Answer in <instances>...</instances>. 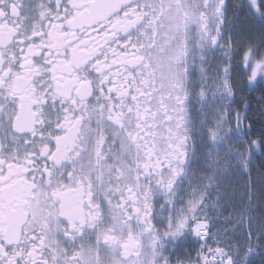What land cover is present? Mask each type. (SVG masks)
Returning a JSON list of instances; mask_svg holds the SVG:
<instances>
[{
  "label": "snow or ice",
  "instance_id": "obj_1",
  "mask_svg": "<svg viewBox=\"0 0 264 264\" xmlns=\"http://www.w3.org/2000/svg\"><path fill=\"white\" fill-rule=\"evenodd\" d=\"M0 264H264V0H0Z\"/></svg>",
  "mask_w": 264,
  "mask_h": 264
}]
</instances>
